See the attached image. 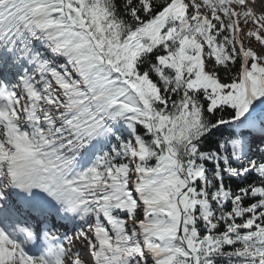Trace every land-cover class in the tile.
I'll list each match as a JSON object with an SVG mask.
<instances>
[{
  "label": "snow or ice",
  "instance_id": "obj_1",
  "mask_svg": "<svg viewBox=\"0 0 264 264\" xmlns=\"http://www.w3.org/2000/svg\"><path fill=\"white\" fill-rule=\"evenodd\" d=\"M0 264H264V0H0Z\"/></svg>",
  "mask_w": 264,
  "mask_h": 264
},
{
  "label": "rangeland",
  "instance_id": "obj_2",
  "mask_svg": "<svg viewBox=\"0 0 264 264\" xmlns=\"http://www.w3.org/2000/svg\"><path fill=\"white\" fill-rule=\"evenodd\" d=\"M69 235H71V233H69Z\"/></svg>",
  "mask_w": 264,
  "mask_h": 264
}]
</instances>
